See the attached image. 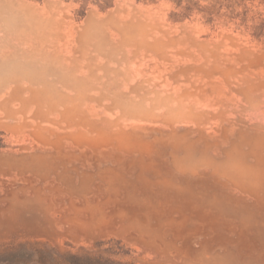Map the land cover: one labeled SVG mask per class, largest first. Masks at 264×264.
I'll use <instances>...</instances> for the list:
<instances>
[{
  "label": "rangeland",
  "instance_id": "1",
  "mask_svg": "<svg viewBox=\"0 0 264 264\" xmlns=\"http://www.w3.org/2000/svg\"><path fill=\"white\" fill-rule=\"evenodd\" d=\"M0 264H264V0H0Z\"/></svg>",
  "mask_w": 264,
  "mask_h": 264
}]
</instances>
